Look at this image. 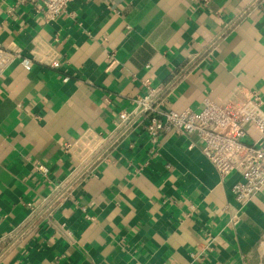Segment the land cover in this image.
Instances as JSON below:
<instances>
[{
  "label": "crops",
  "instance_id": "0c3cea01",
  "mask_svg": "<svg viewBox=\"0 0 264 264\" xmlns=\"http://www.w3.org/2000/svg\"><path fill=\"white\" fill-rule=\"evenodd\" d=\"M0 44L57 60L0 77V264H264V191L239 204L196 135L152 149L119 118L145 82L177 112L264 101V0H75L49 23L0 0ZM89 131L108 145L84 174L64 150Z\"/></svg>",
  "mask_w": 264,
  "mask_h": 264
},
{
  "label": "built area",
  "instance_id": "2783aa9c",
  "mask_svg": "<svg viewBox=\"0 0 264 264\" xmlns=\"http://www.w3.org/2000/svg\"><path fill=\"white\" fill-rule=\"evenodd\" d=\"M74 1L20 0L21 3H30L47 23L56 21ZM17 61L26 70H31L34 63L57 64L50 50L32 52L28 57L0 44V77ZM67 80L66 77L64 81ZM143 85L147 93L134 100V110L119 114L122 131H128L135 117L141 119L146 123L144 130L152 149L161 136L196 135L202 143V154L221 178L233 173L239 175L231 188L236 202L244 205L264 191V101L259 92L241 93L222 104L204 98L199 111L177 112L167 107L161 87L151 88L147 82ZM248 128L258 134L256 141L249 140ZM107 145L105 136L89 131L77 143L66 145L64 151L82 166L85 174L92 172L94 166L104 160ZM34 169L48 177L49 170L45 165L36 164ZM82 209L85 210L84 207Z\"/></svg>",
  "mask_w": 264,
  "mask_h": 264
}]
</instances>
